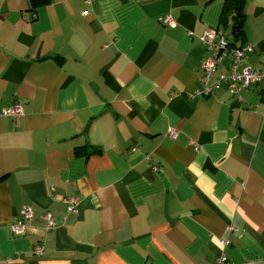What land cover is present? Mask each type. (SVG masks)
<instances>
[{"label":"crops","instance_id":"crops-1","mask_svg":"<svg viewBox=\"0 0 264 264\" xmlns=\"http://www.w3.org/2000/svg\"><path fill=\"white\" fill-rule=\"evenodd\" d=\"M241 15L264 70V0ZM233 22L225 0H0V264H264V80L200 94V37Z\"/></svg>","mask_w":264,"mask_h":264},{"label":"built area","instance_id":"built-area-1","mask_svg":"<svg viewBox=\"0 0 264 264\" xmlns=\"http://www.w3.org/2000/svg\"><path fill=\"white\" fill-rule=\"evenodd\" d=\"M88 4H91L93 0H86ZM85 14V13H84ZM164 24L171 25L170 18L164 20ZM200 41L212 52V56L202 64L203 70V90L200 94L212 95L214 92L220 90L223 86L234 97L239 96L242 90L248 89L251 85L259 84L264 80V70H254L247 66H244L243 60L250 53L253 52L254 46L252 44H243L240 47L229 49L228 41L225 35L218 31L203 33L200 37ZM231 57V63L226 72L217 74L218 68L225 61L226 58ZM217 76L216 81L210 84V80ZM199 94V95H200ZM22 113V110L17 104L13 108H8L3 111V115L7 117L18 118ZM264 119V116H263ZM173 137V132L170 133ZM67 205L68 212L77 213L79 202L77 198L67 197L63 201ZM21 218L12 227V232L17 235L25 234V222L31 218V211L29 208L22 210ZM44 220L47 223V230H50L54 226L53 218L50 214L44 215ZM221 244L227 246L228 241H222ZM42 246H38L35 250L37 255L42 253ZM216 264H228V261L224 255H221L217 259ZM251 264V263H247Z\"/></svg>","mask_w":264,"mask_h":264},{"label":"trees","instance_id":"trees-1","mask_svg":"<svg viewBox=\"0 0 264 264\" xmlns=\"http://www.w3.org/2000/svg\"><path fill=\"white\" fill-rule=\"evenodd\" d=\"M29 1H30L31 10L46 5L49 2V0H29ZM225 4H226V10H228V13L232 15L234 20L232 30L230 33V36L233 40L228 44V46L231 48H236L237 46L240 47L245 43L244 41H242L239 45H237V42L239 40H243L242 36L244 34L242 29V15H241L242 0H225Z\"/></svg>","mask_w":264,"mask_h":264}]
</instances>
